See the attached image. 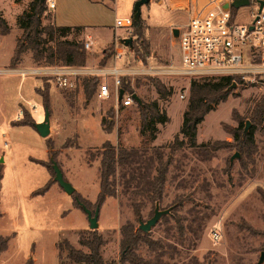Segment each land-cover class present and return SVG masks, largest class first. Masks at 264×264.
<instances>
[{"label":"rangeland","instance_id":"374dc122","mask_svg":"<svg viewBox=\"0 0 264 264\" xmlns=\"http://www.w3.org/2000/svg\"><path fill=\"white\" fill-rule=\"evenodd\" d=\"M55 1L56 7L43 13L42 25H55V11L56 22L84 25L82 35L91 33L93 49L110 41L114 34L119 39L132 36L134 41L133 31L127 35L124 28L114 27V21L117 17H133L138 0ZM1 2L12 22L8 0ZM169 5V0H163L162 4L149 0L140 5L141 17H148L149 23L156 25L157 31L152 30L150 35L153 32L158 43L170 31V21L184 18L182 12L170 11ZM249 6L236 9L239 21L250 20L247 13L256 8ZM16 34L14 27L8 35H0V70L5 69L10 58ZM82 38L84 41L85 37ZM114 42L115 37L113 46ZM107 46L97 52L90 50L91 47L86 49L89 55L83 66L89 67L94 74H79L73 89L59 87L54 74L32 69L22 72L26 78L40 79L39 87L44 83L49 85L50 133L47 137H41L32 126L12 125L23 115L18 102L25 101V97L32 98L37 106L36 110L33 104L24 106L31 116L34 113L36 119H43L45 109L33 90V84L39 81L20 82L18 77L0 73V236L9 237L7 248L0 253V264H24L30 258L33 264H78L70 261L66 251L59 250L58 246L67 241L75 248L88 250L79 243V237L90 229L89 223L75 199L92 211L97 207L99 159H94V155L105 141L126 149H140L147 156L159 151L163 162L167 157L170 160L162 198L158 202L159 209L170 210L148 231L152 240H161L169 246L168 251L160 254L162 262L258 264L260 253L264 251V134L261 130L254 132L257 151L248 161L242 157L228 129L237 126L238 117L248 113L253 100L264 94V87L254 83L227 89V98L213 104L197 126L196 142L210 146L192 148L179 134L190 81L177 75L146 71L149 66L160 67L170 58L175 59L177 46L169 39L164 41V54H149L146 62L139 61L129 48L121 59L115 61L111 55L100 65ZM25 58L34 64L32 68L44 70L51 66L34 61L30 51L22 55L21 62ZM115 64L124 69L121 83L129 84L128 92L136 93L146 104L157 102L160 111L168 117L165 123L156 122L155 129L141 134V114L135 101L123 107L116 103L113 93L107 99L97 97L98 84L103 79L112 83V78L105 77L104 73ZM149 77L157 78L170 92L165 99L160 97ZM88 78H94L96 86L86 97L83 81ZM246 121L249 119L244 121L243 131ZM107 126L111 128L106 130ZM175 136L182 139V143L174 144ZM46 139L53 145L52 155L47 152ZM235 153L239 156L230 161ZM51 159L57 162L64 179L74 187L72 194L66 193L54 180ZM47 182L52 183L48 190L35 195ZM117 192L116 197H107L99 206L97 230L105 239L101 249L105 260L120 257L121 226L130 223L138 228V220L150 218L156 204L143 196L130 199L128 194L122 193L121 183L117 185ZM132 200L141 202L139 217L133 213ZM178 224L183 227L182 233ZM137 252L144 259L155 255L144 243L139 245ZM260 264H264V259Z\"/></svg>","mask_w":264,"mask_h":264},{"label":"trees","instance_id":"16d2710c","mask_svg":"<svg viewBox=\"0 0 264 264\" xmlns=\"http://www.w3.org/2000/svg\"><path fill=\"white\" fill-rule=\"evenodd\" d=\"M47 10V5L40 0H32L28 10L24 11L18 17V25L21 28V34L16 38L13 53L10 57L9 66L14 67L21 60V57L27 51L31 52L34 61L45 62L47 64H60L61 66L79 67L83 66L89 55L83 46V41L77 39L65 38L70 32L69 26L42 25V15ZM147 27L142 21L133 22V47L132 51L143 62H146L147 56L151 54L148 39L146 37ZM75 30H81V27H75ZM10 32V27L6 20L0 14V34L6 35ZM46 35L45 37L43 35ZM56 37H64L55 39ZM53 42V44H49ZM104 55L99 64L104 65L107 59L113 54V42H111L103 51ZM153 86L162 98L169 95L165 86L155 77H149ZM47 79V78H46ZM239 76H223L217 79L208 80H191L189 85V97L186 109L182 114V122L179 127V134L185 137L192 148L207 149L210 144L197 143L196 133L198 124L204 119L212 105L225 100L229 94L227 88L233 82H239ZM85 96L89 97L96 86L94 78H88L83 81ZM120 87L124 92H128L129 84L121 83ZM49 85L44 83L43 86L36 88V93L41 96V102L44 108L49 109ZM132 93V91L128 92ZM141 114V134L151 129H155L154 124L165 123L168 120L165 112L160 111L157 102L137 103ZM23 115L20 119L13 121L12 125L32 126L34 119L27 109L20 105ZM237 120V126L228 129L242 157L252 160L253 154L257 151V145L254 140V132L261 130L264 134V94L255 98L251 108L244 117ZM250 121V128L246 134L243 133V123L246 119ZM105 120L103 121V123ZM111 127H106L109 130ZM179 145L182 139L178 136L174 138V144ZM46 147L49 155H52L53 145L46 139ZM213 147V146H212ZM216 147H213L215 149ZM212 149V148H211ZM143 151L137 148L126 149L121 145H114L105 141L94 155V159H99L98 177L99 189L95 199L96 205H102L109 196L118 195L117 185L122 184V193L128 194L130 199L143 196L152 203L160 202L164 183L166 180L167 164L169 158L163 162L162 154L155 151L153 155H143ZM44 165V162L38 161ZM52 169V166H51ZM53 171V169H52ZM155 171V173H153ZM54 173V172H53ZM2 173L0 169V188ZM52 185L51 182L45 183L40 187L35 195L44 194ZM132 186V187H131ZM131 187V188H130ZM264 198V196H263ZM79 199H75L78 204ZM80 201V200H79ZM81 202V201H80ZM141 202L131 201L133 213L136 217L140 215ZM86 206V205H85ZM80 207V206H79ZM167 215H164V218ZM177 223L179 219L176 218ZM179 231L182 233V225ZM8 236H0V253L7 248ZM79 243L88 250L75 248L67 241L59 243V250L66 251V257L78 264H165L160 259V254L169 250V246L161 240H152L148 232L139 228H134L132 224L125 223L120 228V246L121 254L118 259L105 260L102 256L101 249L105 244V239L97 229H88L83 231L79 237ZM141 243L146 244L147 248L155 255L151 259H144L138 254V247ZM24 264H33L30 258Z\"/></svg>","mask_w":264,"mask_h":264},{"label":"built area","instance_id":"2783aa9c","mask_svg":"<svg viewBox=\"0 0 264 264\" xmlns=\"http://www.w3.org/2000/svg\"><path fill=\"white\" fill-rule=\"evenodd\" d=\"M233 0H206L198 5L195 0V8L185 26L178 29L175 43L178 54L175 59L170 58L168 63L160 67H151L146 71L163 72L177 75L187 80L217 79L223 76H239L236 85L258 84L264 87V0H248L243 6H254L255 10L247 13L248 21H239L238 12L231 5ZM262 1V5H261ZM47 9L55 8V0H45ZM227 3L226 8L223 5ZM247 20V19H244ZM134 19L132 16L117 17L114 27L124 28L128 34L133 31ZM125 38V37H123ZM91 41H84L83 46L89 49ZM129 51V47L115 37L112 58L116 61ZM142 61L141 59H138ZM70 67V66H64ZM76 67L49 69L43 72L47 75H55L56 84L65 89H73L76 86L79 74H90L92 71L75 69ZM123 68L116 64L109 67L105 77H111L110 84L106 79L98 84L97 97L109 98L113 93L116 103L123 107L134 103L132 93L124 92L118 100ZM183 97V95H181Z\"/></svg>","mask_w":264,"mask_h":264},{"label":"crops","instance_id":"0c3cea01","mask_svg":"<svg viewBox=\"0 0 264 264\" xmlns=\"http://www.w3.org/2000/svg\"><path fill=\"white\" fill-rule=\"evenodd\" d=\"M32 0H8V3L10 4V13H11V19H12V22L10 21V19H8V14H6V11H5V8L3 6L4 3H0V14L2 15V17L6 20L7 24L9 25L10 27V31L13 30V28L15 27L16 30H17V34L15 36V42H16V38L20 36L21 34V29L19 28V25L17 23L18 21V17L26 10H28V6L30 4ZM149 1V0H148ZM206 0H203V2H200V0H198L197 4L198 5H201L203 3H205ZM56 2V1H55ZM157 2L159 4H162L163 3V0H157ZM169 3H170V11H179V12H182V14L184 15V18L181 19V20H178V19H174L172 21L169 22V27H171L170 31L165 33L164 34V37L163 39L160 41V43H158V41L153 38L154 36L152 35L154 31H157L155 28H156V25H153L151 23H149L148 21V17L147 18H142L141 17V14L139 16V19L142 21L143 25L147 27L146 29V37L148 39V42H149V46H150V50H151V54L153 56H156L157 54H164V41L166 40H170V42L172 43V45H176L175 43V39L174 37H176V35L173 34V29L174 28H177L179 29V27H183L186 25V23L188 22L191 14H192V11L193 9L195 8V0L194 2H192V0H169ZM56 7V5H55ZM55 11H53V20H54V24L56 26H69L71 27L70 29V32L68 33V35L65 37L67 39H77V40H81L83 41V38L82 37H85L84 41H91V44H90V47L92 51L94 52H97L99 51L100 49L102 50V48H104V45H109L111 42H113L114 40V37H117L118 35H115L114 34V37H112V39L110 41H107L105 44L103 45H98L96 48L94 47V49L92 48L93 45H94V42L92 40V35L91 33H87L85 36L82 35V32H83V28L84 25H80V24H73L71 22H68V23H59V22H56L55 20ZM75 27H81V30H78L76 31L75 30ZM153 30L152 34L150 35L151 31ZM159 33V32H158ZM9 34V33H8ZM6 34V35H8ZM1 35V34H0ZM2 36H5V35H2ZM68 37H73V38H68ZM160 37V36H158ZM83 41V43H84ZM15 42H14V45H11V47L14 49V46H15ZM89 47V48H90ZM13 49H12V53H13ZM178 51V49H177ZM11 53V55H12ZM10 55V57H11ZM24 57V56H23ZM9 61H10V58L8 59L7 61V64H6V67H4L5 69H2L0 70V73H6L7 75H12V76H15V77H18L19 78V81L21 82L22 80H32L33 82L35 80H38L39 83L37 85L33 84V90L34 92L36 93V88H38L40 86V79H37V78H26L25 77V74H23L22 72L23 71H31L34 70V69H37L38 71H48L49 69H61V68H70V67H64V66H49V67H44L45 69H38V68H32L30 66L34 65V64H31L29 62L28 59H24L22 62L21 60L16 64V66L14 67H10L9 66ZM72 68V67H71ZM75 69H81V70H84V71H89L91 70L89 67L87 66H80V67H76ZM108 69V68H107ZM47 77V76H46ZM49 78V77H47ZM39 97H40V100H41V96L39 94H37ZM29 99V100H27ZM25 97V101L24 100H21L20 102H18V105H19V108H20V105H23L27 108V106H29L30 104H33V106H35V110H36V103L35 101H33L32 98H27ZM27 101V102H26ZM42 104V102H41ZM43 106V105H42ZM21 109V108H20ZM35 112V111H33ZM33 117H34V121L35 122H40L42 121L41 119H36L34 113H33ZM14 119V118H13ZM50 133V132H49Z\"/></svg>","mask_w":264,"mask_h":264},{"label":"water","instance_id":"95a60500","mask_svg":"<svg viewBox=\"0 0 264 264\" xmlns=\"http://www.w3.org/2000/svg\"><path fill=\"white\" fill-rule=\"evenodd\" d=\"M40 2H44V0H40ZM148 2V0H138L135 5H134V14H133V19L134 21H138L139 20V16H140V5L142 3ZM248 4V0H233L231 2V5L234 7H239V6H243ZM261 5H262V1H261ZM228 6L227 3H225L223 5L224 8H226ZM178 33V29L174 28L173 29V34L177 35ZM119 41L129 47L130 49L133 47V37L129 36V37H125V38H121L119 39ZM236 87V82H233L227 89H233ZM124 93L123 89H119V93H118V100L121 99L122 95ZM131 97L133 98V100L136 103H141V99L140 97L136 94V93H132ZM44 116L42 121L40 122H35L34 123V128L36 129V131L39 133V135L41 137H47L49 132H50V122H49V110L47 108H44ZM250 126V122L246 121L245 127H244V131L243 133H245L248 129V127ZM238 153H235L234 155L231 156L230 161H232L234 158L238 157ZM51 166L54 172V180L59 184L60 187H62V189L68 193V194H72L74 192V187L71 185L70 182L66 181L63 177V173L60 169V167L58 166L57 162L53 159H51ZM78 204L81 207V209L84 211V213L86 214L88 223H89V228L90 229H97V219H98V214H99V207L97 206L93 211L91 209H89L88 207H86L82 202H80L78 200ZM170 208L167 209H159V204L158 202H156L155 204V208H154V212L153 215L146 219L145 221L139 219V224H138V228L144 232H148L150 231L151 227L154 226L157 221L160 219V217L162 215H165L169 212ZM264 259V251H262L260 253L259 259H258V264H260Z\"/></svg>","mask_w":264,"mask_h":264}]
</instances>
